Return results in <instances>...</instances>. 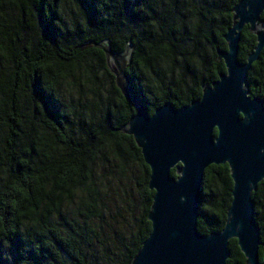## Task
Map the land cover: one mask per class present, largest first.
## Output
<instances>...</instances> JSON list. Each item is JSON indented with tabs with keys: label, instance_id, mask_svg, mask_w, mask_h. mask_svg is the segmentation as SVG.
I'll return each mask as SVG.
<instances>
[{
	"label": "trees",
	"instance_id": "16d2710c",
	"mask_svg": "<svg viewBox=\"0 0 264 264\" xmlns=\"http://www.w3.org/2000/svg\"><path fill=\"white\" fill-rule=\"evenodd\" d=\"M238 1L0 0V264H89L93 238L104 245L95 228L104 162L135 178L144 203L137 229L107 263L131 264L151 232L154 191L141 149L123 131L136 107L98 44L115 53L132 46L127 72L150 115L166 103L181 108L226 72L218 51L228 49ZM256 44L246 25L238 59L246 62ZM248 83L264 99V49ZM232 188L228 164L206 168L198 231H222ZM253 199L264 264V180ZM228 248V264H246L236 239Z\"/></svg>",
	"mask_w": 264,
	"mask_h": 264
},
{
	"label": "water",
	"instance_id": "95a60500",
	"mask_svg": "<svg viewBox=\"0 0 264 264\" xmlns=\"http://www.w3.org/2000/svg\"><path fill=\"white\" fill-rule=\"evenodd\" d=\"M233 12V25L224 36L228 49L218 51L226 72L204 87L200 99L181 108L166 103L150 115L127 72L132 46L115 53L107 42L98 44L117 87L136 107L123 131L141 149L154 191L151 232L131 264H228L231 239L237 240L246 264H261L253 193L264 180V99L251 96L248 74L264 49V0H239ZM246 25L257 44L241 62L239 43ZM212 164H228L232 200L222 231L203 234L197 226L199 199L205 170Z\"/></svg>",
	"mask_w": 264,
	"mask_h": 264
},
{
	"label": "rangeland",
	"instance_id": "374dc122",
	"mask_svg": "<svg viewBox=\"0 0 264 264\" xmlns=\"http://www.w3.org/2000/svg\"><path fill=\"white\" fill-rule=\"evenodd\" d=\"M111 61L115 66L113 59ZM129 175L115 172L107 162L98 167L97 181L101 184L102 218L98 222L95 221V228L104 245H101L98 237L93 238L95 252L89 254V264H107L111 262L109 258L117 259L118 245L122 237L130 236L139 225L144 203L139 197L135 178L133 180Z\"/></svg>",
	"mask_w": 264,
	"mask_h": 264
},
{
	"label": "snow or ice",
	"instance_id": "6c2138e0",
	"mask_svg": "<svg viewBox=\"0 0 264 264\" xmlns=\"http://www.w3.org/2000/svg\"><path fill=\"white\" fill-rule=\"evenodd\" d=\"M241 115L243 116V115H244V113H241Z\"/></svg>",
	"mask_w": 264,
	"mask_h": 264
}]
</instances>
